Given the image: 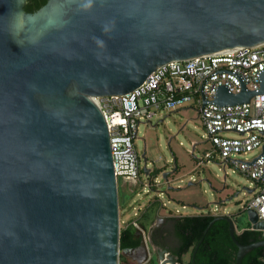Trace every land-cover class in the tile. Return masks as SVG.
<instances>
[{
  "label": "water",
  "instance_id": "95a60500",
  "mask_svg": "<svg viewBox=\"0 0 264 264\" xmlns=\"http://www.w3.org/2000/svg\"><path fill=\"white\" fill-rule=\"evenodd\" d=\"M26 3L0 0V264H121L122 254H138L144 264L152 247L159 264H183L141 229L139 246L121 248L110 134L92 97L128 93L170 61L264 43V0H48L34 12ZM219 72L237 76L242 90L220 85L207 101L206 79L203 107L247 103L264 93V70L256 90L234 71L213 74ZM263 154L264 145L243 163ZM141 157L149 175L146 148ZM244 210L252 228L264 231L257 211ZM219 219L229 221L236 264L264 246V239L241 243L231 215L217 214L191 264Z\"/></svg>",
  "mask_w": 264,
  "mask_h": 264
},
{
  "label": "built area",
  "instance_id": "2783aa9c",
  "mask_svg": "<svg viewBox=\"0 0 264 264\" xmlns=\"http://www.w3.org/2000/svg\"><path fill=\"white\" fill-rule=\"evenodd\" d=\"M219 70L234 71L244 79L249 90L259 89L257 73L264 70V43L170 61L158 66L141 85L128 93L93 96L92 99L108 124L117 183L120 178L126 181L140 178L136 146L140 124L152 123L157 111L175 109L193 101L198 107V117L204 124L207 139L215 149L207 153V159H215L218 154L219 164L225 170L234 167L256 183L253 199L245 207L254 208L259 220H264V154L252 164L243 163L252 162L263 152L264 134L259 130H264V93L255 94L247 103L217 106L207 102L203 107L201 86L206 79L203 93L207 101H214L216 88L220 85H227L234 93L242 90L237 76L228 72L213 74ZM227 132L235 135L230 136ZM256 150V155L247 156ZM131 223L141 229L146 238V227L137 221Z\"/></svg>",
  "mask_w": 264,
  "mask_h": 264
},
{
  "label": "rangeland",
  "instance_id": "374dc122",
  "mask_svg": "<svg viewBox=\"0 0 264 264\" xmlns=\"http://www.w3.org/2000/svg\"><path fill=\"white\" fill-rule=\"evenodd\" d=\"M189 106L193 108L184 109ZM197 109L194 102L189 101L175 109L157 111L152 123L140 124L136 140L141 167L140 178L137 181L120 178L118 181L119 205L120 200L124 204L122 209L120 206L121 228L133 221L144 223L148 239L151 229L159 223L157 219L169 214H227L233 216L234 223L239 228L251 223L244 207L253 199L255 192L250 193L243 186L252 189L255 184L234 167L225 170L219 164L221 159L218 154H215V159H207V153L214 152L215 149L207 139L206 129L198 117ZM227 134L235 135L234 132ZM144 148L148 166L155 169L153 177L145 174L143 170L144 160L141 154ZM257 153L258 150L247 156ZM168 171L170 174L166 180L163 173ZM189 181L195 184L188 185ZM168 185L177 189L168 188ZM237 191L238 195L232 196ZM172 244H177L175 238L169 243ZM150 251L144 264H149L151 260L154 264H159L156 250L152 247ZM138 259L122 254L121 264H138ZM189 261L190 253H187L183 256V264Z\"/></svg>",
  "mask_w": 264,
  "mask_h": 264
},
{
  "label": "trees",
  "instance_id": "16d2710c",
  "mask_svg": "<svg viewBox=\"0 0 264 264\" xmlns=\"http://www.w3.org/2000/svg\"><path fill=\"white\" fill-rule=\"evenodd\" d=\"M48 0H27L25 9L34 12L42 7ZM124 205V204H123ZM122 202L120 206L122 209ZM124 208V207H123ZM214 218L211 214L186 215L174 217V232L178 243L171 247L172 252L179 257L183 263V256L190 253V261L195 246L201 239L205 228ZM145 226V224L143 223ZM146 227V226H145ZM137 227L128 223L121 228V248L137 247L141 243V237L136 234ZM236 238L243 244H248L264 239V231L254 230L251 227L235 232ZM154 244L160 246L154 241ZM238 247L234 243L229 229L227 219H219L212 224L196 253V264H236ZM149 264H154L151 260ZM242 264H264V246L257 247L248 252Z\"/></svg>",
  "mask_w": 264,
  "mask_h": 264
},
{
  "label": "flooded vegetation",
  "instance_id": "af4514ba",
  "mask_svg": "<svg viewBox=\"0 0 264 264\" xmlns=\"http://www.w3.org/2000/svg\"><path fill=\"white\" fill-rule=\"evenodd\" d=\"M147 166H148V162H147ZM148 168H149V176L153 177L155 175V169L149 166ZM173 218H174L173 216H169L168 218L159 220L158 225L155 228L151 229L149 233V237L153 240V242L155 241L158 244H160L159 247L165 248L169 246L171 248L174 245L173 244L169 245V243L171 242L173 238H175L176 243H178V239L174 232V219ZM156 257H157V253H156Z\"/></svg>",
  "mask_w": 264,
  "mask_h": 264
},
{
  "label": "crops",
  "instance_id": "0c3cea01",
  "mask_svg": "<svg viewBox=\"0 0 264 264\" xmlns=\"http://www.w3.org/2000/svg\"><path fill=\"white\" fill-rule=\"evenodd\" d=\"M184 109H186V108H184ZM160 117H162V115H160ZM185 126V124L183 125V127ZM195 146V145H194ZM253 189V188H252ZM254 189H255V187H254ZM255 191V190H254ZM253 191V192H254ZM202 214H204V213H202ZM209 214H211V215H217V214H213V213H209ZM201 215V214H200ZM163 217H159L157 220L159 221V220H163L164 218H168L169 216H173V217H179V216H175V215H172V214H169V215H162ZM240 215H238V217H239ZM232 218H233V216H231ZM143 225V224H142ZM144 226V225H143ZM145 227V226H144ZM235 227H236V231H242L243 229H245V228H248V227H251L252 228V224L250 223V224H248V225H246V226H244V227H242V228H239L238 226H236L235 225ZM253 229V228H252ZM172 250V249H171ZM131 257H133V258H137V256H138V254L137 255H135V257L134 256H132V255H130Z\"/></svg>",
  "mask_w": 264,
  "mask_h": 264
},
{
  "label": "bare ground",
  "instance_id": "6f19581e",
  "mask_svg": "<svg viewBox=\"0 0 264 264\" xmlns=\"http://www.w3.org/2000/svg\"><path fill=\"white\" fill-rule=\"evenodd\" d=\"M134 259V258H133ZM166 264H173V263H171V262H167Z\"/></svg>",
  "mask_w": 264,
  "mask_h": 264
}]
</instances>
